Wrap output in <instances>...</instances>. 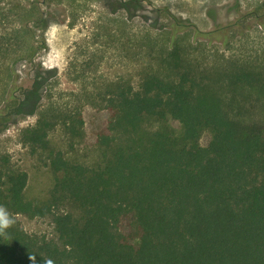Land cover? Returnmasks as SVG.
<instances>
[{"label": "trees", "instance_id": "obj_1", "mask_svg": "<svg viewBox=\"0 0 264 264\" xmlns=\"http://www.w3.org/2000/svg\"><path fill=\"white\" fill-rule=\"evenodd\" d=\"M100 1L128 20L145 0ZM254 16L264 28V14ZM228 27L194 33L226 39ZM177 33L145 56L136 86L109 81L87 92V103L108 115L95 135V164L49 139L58 127L80 141V108L37 104V81L22 93L33 101L14 109L37 114L22 142L53 184L45 199H28L27 174L0 157V205L15 220L0 232V264H31L29 255L37 264H264V63L231 56L199 64ZM130 214L135 227L123 235L118 223ZM16 215L50 218L57 239L26 233Z\"/></svg>", "mask_w": 264, "mask_h": 264}, {"label": "rangeland", "instance_id": "obj_2", "mask_svg": "<svg viewBox=\"0 0 264 264\" xmlns=\"http://www.w3.org/2000/svg\"><path fill=\"white\" fill-rule=\"evenodd\" d=\"M254 14H264V0H145L128 20L123 10L110 13L100 0H0V157L27 174V198L45 199L53 184L43 158L22 142L37 114L14 109L16 103L33 101L22 93L34 81L39 84L37 104L81 109L80 141L70 143L58 127L49 139L69 158L92 165L98 161L95 135L108 115L87 103L88 91L109 81L136 86L148 63L145 56L158 53L173 31L199 64L219 65L231 56L264 63V28ZM218 26H229L226 39L219 34L204 40L194 33ZM170 125L179 130L177 122ZM209 139L205 132L199 144L206 146ZM16 219L28 234L57 239L48 217ZM134 227L131 214L119 220L123 235Z\"/></svg>", "mask_w": 264, "mask_h": 264}, {"label": "clouds", "instance_id": "obj_3", "mask_svg": "<svg viewBox=\"0 0 264 264\" xmlns=\"http://www.w3.org/2000/svg\"><path fill=\"white\" fill-rule=\"evenodd\" d=\"M15 223L14 218L9 213L8 209L4 205H0V232H3L7 228L11 227ZM29 261L31 264H37L36 256L35 255H29L28 256ZM43 264H55L54 260L51 258L48 259H42Z\"/></svg>", "mask_w": 264, "mask_h": 264}]
</instances>
